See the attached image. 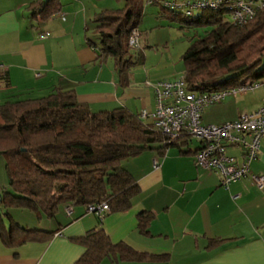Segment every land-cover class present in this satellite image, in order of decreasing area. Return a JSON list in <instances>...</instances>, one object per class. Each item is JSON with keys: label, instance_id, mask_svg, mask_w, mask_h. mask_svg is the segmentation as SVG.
I'll return each mask as SVG.
<instances>
[{"label": "crops", "instance_id": "crops-1", "mask_svg": "<svg viewBox=\"0 0 264 264\" xmlns=\"http://www.w3.org/2000/svg\"><path fill=\"white\" fill-rule=\"evenodd\" d=\"M33 1L0 0V102L40 97L59 87L72 89L77 101L93 112L116 107L138 115L153 112L154 90L146 82L173 79L176 72L159 73L157 64L148 61L147 50L121 71L111 60H98L97 47L87 41L88 21L110 8L93 4L92 9L72 7V11L60 3V13L39 22L30 15ZM262 103L264 92L256 99L227 96L204 108L201 122L232 121ZM199 147L198 140L184 137L162 151L145 149L122 162L139 187L127 210L99 219L85 205L77 204L70 214L60 207L50 218L35 213L13 218L54 234L45 242L19 247L7 248L0 242V264H73L84 252L79 238L97 227L114 243L121 241L138 252L164 256L150 261L104 258L98 264H264V189L248 177L223 188L215 171L195 165L193 156ZM226 152L240 160V148L230 146ZM250 169L264 174V136ZM141 211L152 214L147 233L137 225Z\"/></svg>", "mask_w": 264, "mask_h": 264}, {"label": "trees", "instance_id": "trees-1", "mask_svg": "<svg viewBox=\"0 0 264 264\" xmlns=\"http://www.w3.org/2000/svg\"><path fill=\"white\" fill-rule=\"evenodd\" d=\"M116 1H123V7L100 10L92 21L97 42L90 37L87 41L97 47L98 60L109 59L121 71L134 63L127 39L133 30L139 33L143 4ZM148 2L159 7L158 15L181 27H210L181 56L188 90H219L264 80V11L239 26L222 16L223 11L200 10L196 17H187L177 5L166 4L170 0ZM29 9L32 19L41 22L60 13L61 4L35 0ZM244 75L249 79L242 82ZM184 137L172 140L124 107L93 112L77 101L72 89L55 87L40 97L0 102V154L8 180V188L0 190V242L7 248L19 247L45 242L54 234L19 224L11 217L13 209L45 218L67 204L86 207L104 201L107 213L129 209L139 187L122 162L145 149L162 151ZM151 218L150 212H139V230L147 233ZM79 242L84 252L73 264L164 258L114 243L101 227L86 232Z\"/></svg>", "mask_w": 264, "mask_h": 264}, {"label": "built area", "instance_id": "built-area-1", "mask_svg": "<svg viewBox=\"0 0 264 264\" xmlns=\"http://www.w3.org/2000/svg\"><path fill=\"white\" fill-rule=\"evenodd\" d=\"M190 17L194 11H223L235 25H243L253 19L258 12L264 11V0H197L176 4ZM139 33L133 30L127 44L130 48L138 46ZM2 64L0 63V68ZM155 108L153 112L142 111L141 118L151 120L153 126L169 138L182 135L195 138L200 147L195 151L193 160L197 167L215 171L219 175L220 186L227 189L231 183L248 177L258 188L264 189V174L251 171L250 163L260 154V140L264 136V103L256 110L241 113L235 120L220 124H203L201 113L204 108L222 102L227 95L234 97L252 93L264 87V80L246 82L226 89L209 91H190L187 89L184 75L173 79H158L153 83ZM240 148L241 157L226 152V148ZM153 165L157 167L156 160ZM73 204L64 206L70 214ZM86 211L102 218L108 211L106 202L88 204Z\"/></svg>", "mask_w": 264, "mask_h": 264}, {"label": "rangeland", "instance_id": "rangeland-1", "mask_svg": "<svg viewBox=\"0 0 264 264\" xmlns=\"http://www.w3.org/2000/svg\"><path fill=\"white\" fill-rule=\"evenodd\" d=\"M59 1L61 4L64 5V8L65 6H70L72 11L73 8L76 9L78 7L81 10H84L86 8L92 9L93 4L98 6H103L106 8H121L124 5L123 1L118 2L116 0H59ZM140 1L141 4H143V15L140 18L138 31L140 34V41L142 40L143 42H141V44H138L137 47L130 48L131 49L130 53L131 55H133V59L138 58V56L141 55V53L143 54V52L147 50L149 53L148 61L151 62L152 64L154 63L157 64L156 68L159 70V73L167 72V74H172V72L175 71L176 72L175 78L184 75V63L181 58L182 54L189 47L191 41L204 35L205 32L208 31L210 27L208 25H199L196 27L193 26L181 27L182 24L180 22L170 21L166 19L164 16L158 15V11H159L158 6L150 5L151 3H149L148 0H140ZM187 1L194 2L197 0H170V2H175L176 4L186 3ZM62 13L65 12L63 11ZM199 13L200 12L198 11H194L193 15L191 16L196 17ZM168 14L169 11L168 10L165 11L164 15H168ZM222 16L227 18V14L225 12H223ZM90 19L91 20L88 21L89 37L91 39H96L95 34L92 33V28L94 25L92 21L94 19L92 18ZM167 79H171V78L167 77ZM248 79H249L248 75L241 76L240 78L242 82H245ZM260 92H264V87L259 88L254 92L248 93L244 96H250L251 98L256 99L259 96ZM227 96H231V95H227ZM216 104L210 106H215ZM191 139L193 140L195 138L191 137ZM124 164L125 161H123V165ZM6 188H8V180L5 169V158L2 154H0V190ZM10 214L12 218L19 219L22 218V214L31 216V214L33 215L34 212L28 210L13 209L10 211ZM29 228H32V226H29Z\"/></svg>", "mask_w": 264, "mask_h": 264}]
</instances>
